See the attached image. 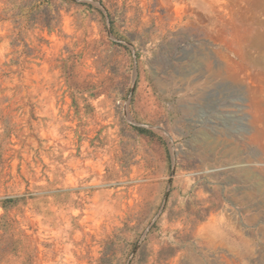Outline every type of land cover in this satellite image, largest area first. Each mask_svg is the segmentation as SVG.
I'll use <instances>...</instances> for the list:
<instances>
[{"label":"rangeland","instance_id":"1","mask_svg":"<svg viewBox=\"0 0 264 264\" xmlns=\"http://www.w3.org/2000/svg\"><path fill=\"white\" fill-rule=\"evenodd\" d=\"M0 264H264V0H0Z\"/></svg>","mask_w":264,"mask_h":264}]
</instances>
